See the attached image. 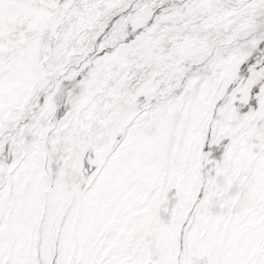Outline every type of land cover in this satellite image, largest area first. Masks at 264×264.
I'll return each instance as SVG.
<instances>
[{
	"label": "snow or ice",
	"instance_id": "1",
	"mask_svg": "<svg viewBox=\"0 0 264 264\" xmlns=\"http://www.w3.org/2000/svg\"><path fill=\"white\" fill-rule=\"evenodd\" d=\"M0 264H264V0H0Z\"/></svg>",
	"mask_w": 264,
	"mask_h": 264
}]
</instances>
